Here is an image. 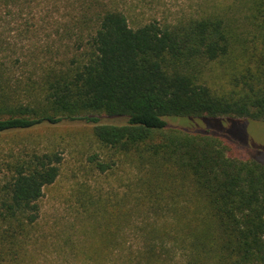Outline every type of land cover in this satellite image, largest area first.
<instances>
[{
  "label": "trees",
  "instance_id": "trees-1",
  "mask_svg": "<svg viewBox=\"0 0 264 264\" xmlns=\"http://www.w3.org/2000/svg\"><path fill=\"white\" fill-rule=\"evenodd\" d=\"M44 2L38 76L15 80L0 64V135L85 121L99 147L136 172L117 202L83 188L89 244H64L104 264L140 217L143 245L122 264H264V163L229 157L220 133L165 122H264V0H224L199 18L136 25L121 0ZM101 117L125 121L101 124ZM96 156L99 173L115 165ZM61 161L30 150L0 161V264H34L45 238L41 199Z\"/></svg>",
  "mask_w": 264,
  "mask_h": 264
},
{
  "label": "rangeland",
  "instance_id": "rangeland-1",
  "mask_svg": "<svg viewBox=\"0 0 264 264\" xmlns=\"http://www.w3.org/2000/svg\"><path fill=\"white\" fill-rule=\"evenodd\" d=\"M45 0L0 1V64L12 79L24 81L37 77L42 49L46 43ZM132 25L156 19L177 23L212 13L224 0H121ZM221 8V7H220ZM61 12L53 18H61ZM54 21V20H53ZM120 118L101 117V124H123ZM167 127L191 134L220 133L231 158L249 160L255 157L264 163V122L243 119L165 118ZM94 124L85 121H62L56 125L42 124L26 131L0 135V161L10 154L24 151L60 154V174L53 185L44 190L41 199V226L45 238L35 246L34 264H98L70 250L87 247L84 216L80 202L82 189L92 198L119 201L135 182L136 172L115 162L102 150L93 136ZM115 162L105 174L99 173L90 158ZM254 160V159H253ZM257 161V160H255ZM259 162V161H257ZM80 196V197H79ZM122 236L116 254L104 264H122L123 256L143 242L139 237L140 217ZM88 228V227H87ZM85 229V230H84ZM73 249V250H74Z\"/></svg>",
  "mask_w": 264,
  "mask_h": 264
}]
</instances>
